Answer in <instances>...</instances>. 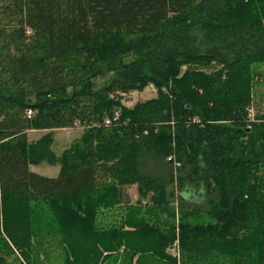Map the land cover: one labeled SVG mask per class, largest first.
Returning a JSON list of instances; mask_svg holds the SVG:
<instances>
[{
  "label": "trees",
  "instance_id": "obj_1",
  "mask_svg": "<svg viewBox=\"0 0 264 264\" xmlns=\"http://www.w3.org/2000/svg\"><path fill=\"white\" fill-rule=\"evenodd\" d=\"M263 67L264 0H0V264H264ZM187 180L208 207L176 217ZM132 187L150 218L118 222Z\"/></svg>",
  "mask_w": 264,
  "mask_h": 264
},
{
  "label": "rangeland",
  "instance_id": "obj_2",
  "mask_svg": "<svg viewBox=\"0 0 264 264\" xmlns=\"http://www.w3.org/2000/svg\"><path fill=\"white\" fill-rule=\"evenodd\" d=\"M261 70H264V67ZM260 81L261 82L259 85L255 84L253 87V93H255V96L253 98L252 107L249 109V115L252 120L256 114H264V78L260 79ZM154 97V89L152 87H147L142 93H131L124 96L123 104L126 107H132L137 102H143ZM81 134L82 130L79 127H74L73 129H53L50 131H29L27 132V141L28 145H37L41 138L48 136L50 142L48 145H44L43 147L46 152L45 154H52L55 158H59L78 141V139L81 137ZM29 169L35 174L48 178L55 177L58 172V166H50L47 163L31 165L29 166ZM169 191L172 192L173 198L171 199L168 209L169 212L174 211L176 217L179 211L190 210L193 207L206 210L208 207V197L205 195V192L201 187H197V184L194 181L192 182L187 180L183 189H179L176 187V185H174ZM126 195L128 196L132 207L130 210H121V208L118 207H116L114 210H111L112 215H117V221L119 222L121 220L120 216H122V213H125L123 220L126 216L128 217V214L132 217V219L134 217L135 219L139 218L148 220L150 218L149 213L152 211L149 210L150 206L147 205V200L138 195L135 187L129 188L128 191H126ZM139 201L140 204L137 203ZM120 212L122 213L120 214ZM166 214L163 216L165 217ZM109 221H111V217L106 218V222ZM117 221L115 222L116 224H118ZM124 229L127 228L124 227ZM175 245L176 244H174V246L168 250V254L172 257L178 258V250ZM4 259L6 264H16L11 262L12 258Z\"/></svg>",
  "mask_w": 264,
  "mask_h": 264
}]
</instances>
